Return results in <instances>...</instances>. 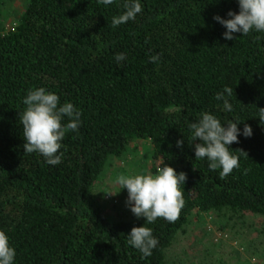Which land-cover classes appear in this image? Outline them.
Masks as SVG:
<instances>
[{"label":"trees","instance_id":"16d2710c","mask_svg":"<svg viewBox=\"0 0 264 264\" xmlns=\"http://www.w3.org/2000/svg\"><path fill=\"white\" fill-rule=\"evenodd\" d=\"M125 2L27 0L16 26L0 31V230L14 264H170L167 251L195 214L264 217V32L223 38L227 30L213 17L238 14V0H139L135 20L113 27ZM117 53L125 59L116 61ZM40 87L81 113L57 165L23 149V100ZM225 87L233 89L224 94L231 111L215 98ZM204 112L225 127L240 122L239 142L229 145L240 167L223 179L206 158L196 160L201 141L190 145L189 125ZM142 142L149 143L142 174L164 165L186 174L175 222L147 224L131 211L115 217L94 192L111 161ZM143 225L159 241L145 258L128 243Z\"/></svg>","mask_w":264,"mask_h":264},{"label":"clouds","instance_id":"9594fccd","mask_svg":"<svg viewBox=\"0 0 264 264\" xmlns=\"http://www.w3.org/2000/svg\"><path fill=\"white\" fill-rule=\"evenodd\" d=\"M104 5H111L114 0H99ZM240 11H229L230 19H223L219 15L213 19L226 28L223 34L225 40H233L234 33L248 35L253 30L264 32V0H238ZM125 11L112 18V26L126 24L129 20H135L138 13L142 12L139 0H126ZM259 39V37H257ZM159 55L149 58V62L155 63ZM116 61L125 59L124 53H117ZM231 96L233 89L225 87L223 92L216 94L217 100H223L224 108L232 110V105L225 97ZM26 105L25 111L20 113V124L23 127L24 153H39L46 159L49 165L61 163L63 153L57 155L61 149V141L68 132H78L80 111L71 102L60 103V97L40 87L30 90L23 100ZM67 118V123L62 121ZM259 119L264 125V108L259 111ZM239 121H229L226 125L207 112L201 114L198 122L189 125L191 130V143L197 139L201 143L195 144L196 160L207 159L210 170L221 169L220 177H227L232 171L240 167L239 156L230 152L229 145L238 143V135L241 130L237 127ZM242 134L251 137L252 129L245 124ZM177 147L183 145V140H178ZM244 155L247 153L240 150ZM187 177L184 172L179 174L173 167L164 165L157 169L155 174L119 175L116 183L120 189L126 188L128 199L126 204L131 212L137 217L145 218V223L152 224L157 218H164L168 222H175L185 205V199L180 185L184 184ZM108 195L116 193L104 192ZM128 243L139 250L142 258L152 255V250L159 243L153 236L152 229L146 226L133 227L128 235ZM15 249L10 246L9 238L4 231L0 230V264H14Z\"/></svg>","mask_w":264,"mask_h":264},{"label":"rangeland","instance_id":"374dc122","mask_svg":"<svg viewBox=\"0 0 264 264\" xmlns=\"http://www.w3.org/2000/svg\"><path fill=\"white\" fill-rule=\"evenodd\" d=\"M26 1L3 0L0 31H10L16 26ZM135 146L134 155L113 159L94 187L98 201L115 217L128 218L131 211L126 204L128 191L120 189L117 176L142 174L145 161L141 155L146 156L149 143ZM159 163L156 162V166ZM104 192L118 193L108 195ZM167 260L170 264H264V217L249 213L236 216L195 214L177 233L167 251Z\"/></svg>","mask_w":264,"mask_h":264}]
</instances>
